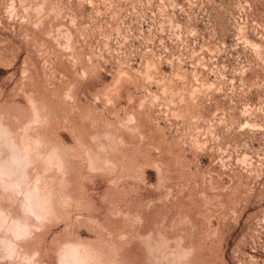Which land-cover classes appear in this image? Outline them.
Returning <instances> with one entry per match:
<instances>
[{"label":"rangeland","instance_id":"374dc122","mask_svg":"<svg viewBox=\"0 0 264 264\" xmlns=\"http://www.w3.org/2000/svg\"><path fill=\"white\" fill-rule=\"evenodd\" d=\"M0 116L57 153L36 264H264V0H0Z\"/></svg>","mask_w":264,"mask_h":264},{"label":"clouds","instance_id":"9594fccd","mask_svg":"<svg viewBox=\"0 0 264 264\" xmlns=\"http://www.w3.org/2000/svg\"><path fill=\"white\" fill-rule=\"evenodd\" d=\"M95 143L103 152L110 153L119 148L118 141L111 132L99 136ZM57 153L50 149L42 158L46 167L54 166ZM34 155L14 143L11 131L0 126V264H36L34 254L23 249L32 239L34 224H43L49 213L46 193L33 185L31 176ZM91 163L90 170H91ZM11 207V213L7 209ZM150 264H188V250L169 254L146 248ZM60 264H100V254L85 251L77 243L66 242L58 250Z\"/></svg>","mask_w":264,"mask_h":264},{"label":"bare ground","instance_id":"6f19581e","mask_svg":"<svg viewBox=\"0 0 264 264\" xmlns=\"http://www.w3.org/2000/svg\"><path fill=\"white\" fill-rule=\"evenodd\" d=\"M117 83V82H116ZM117 86H119V85H117ZM35 117V116H34ZM37 117V116H36ZM39 118V117H38ZM32 120V122H34L33 120L34 119H31ZM35 120H36V122H38L39 121V119L37 120V118H35ZM29 121V120H28ZM28 124V123H27ZM26 124V125H27ZM0 126H6V127H8L5 123H4V121L2 120V118H1V116H0ZM25 126V125H24ZM9 128V127H8ZM20 128V127H19ZM18 128V129H19ZM22 128V127H21ZM26 128H28V126L26 127ZM10 129V128H9ZM17 129V128H16ZM24 129V128H23ZM14 130V129H13ZM20 130V129H19ZM18 130V131H19ZM11 131V130H10ZM23 131L24 130H22V133L21 134H19V135H17V134H15V133H13L12 131H11V136H12V139H13V141H14V143H18V145H19V147L21 148V149H23V150H25L26 152H28L29 154H31V155H35L34 153L37 151L38 152V144H40L39 142H38V140H35L34 139V137H32L30 134H28V132H25V133H23ZM19 133H20V131H19ZM38 154H40V153H37V155H35V156H38ZM46 154V153H45ZM41 155V158H42V156H43V153H41L40 154ZM41 160V159H40ZM33 161V160H32ZM36 182V181H35ZM2 199H1V196H0V207H2ZM117 211V210H116ZM10 213V212H9ZM127 214V213H126ZM125 214V215H126ZM129 215V214H128ZM127 215V216H128ZM136 217V216H135ZM137 218V217H136ZM133 219V218H132ZM139 219V218H138ZM132 222V221H131ZM134 225V224H133ZM37 228V227H36ZM32 229H33V225H32ZM177 250V249H176ZM186 250V249H185ZM185 250H183V251H185ZM187 250H189V249H187ZM191 251V250H190Z\"/></svg>","mask_w":264,"mask_h":264}]
</instances>
